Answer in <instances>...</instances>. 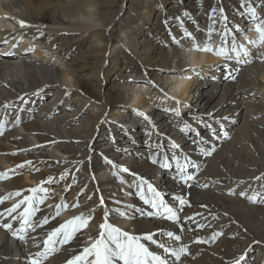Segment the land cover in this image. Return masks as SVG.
<instances>
[{"label": "bare ground", "instance_id": "6f19581e", "mask_svg": "<svg viewBox=\"0 0 264 264\" xmlns=\"http://www.w3.org/2000/svg\"><path fill=\"white\" fill-rule=\"evenodd\" d=\"M149 2L134 0L131 5L122 4L115 9L117 0H0V19L3 18L0 41L5 36L9 38L7 44L0 43V122H6L4 135L0 136V172L32 161L31 166L18 169V174L0 180V196L25 190L21 196H11L0 204V213H5L0 215V264H30L31 256L43 250V240L49 232L73 216L87 215L95 209L89 229L77 233L68 244H57L56 251L44 260V264H66L87 246L89 236L98 234L105 207L110 210L109 222L132 235L151 230L156 233L154 239L175 246L178 242L160 233L180 234L182 242L189 245V253L173 264H230L242 255L245 259L241 264H264V59L260 58L264 48L257 50L244 39V33L239 32L242 36L236 33L251 52L250 62L243 64L214 53L197 52L193 41L184 36L185 31L191 32L203 46L211 26L215 29L212 44L216 48L215 44L221 43L225 23L235 31V25L249 20V8H255L257 15L264 17V0H248L228 16L211 12L200 16L199 8H194L189 15L179 14L177 19L184 27L164 34L156 56L146 55L158 69L138 77L148 81L141 82L133 80L125 61L121 62L122 67L117 62L121 54L126 57L125 51L141 53L142 44L138 40L142 24L134 23L133 27V23L123 20L125 10L133 9L134 17L141 14L149 22L154 11ZM160 5L165 7V0ZM186 16L193 18V25L187 22ZM20 20L39 27L44 35L33 40V36L39 35L36 27L21 29ZM248 24L249 38L255 34L257 37L255 22ZM137 26L140 28L136 29ZM21 35L26 43L35 42L38 47L46 44L52 49L49 53L36 49V57H31L27 47H23L26 44L13 47ZM173 36L179 44L173 41ZM185 41L190 47L183 52L181 47ZM73 42L85 46L96 57L104 54L95 71L97 77L107 80L110 74L117 76L112 79L116 81L111 86L115 89L113 95H105L102 89L94 95L75 68L64 62L75 76L69 73L72 79L67 80L68 72L57 64L67 60L68 51L64 48ZM198 67L199 77L191 71H181L184 68L198 71ZM230 72L235 79L228 78ZM133 81L138 82L133 84ZM151 82L155 85L152 88ZM167 84L182 91L174 96L175 100L171 96L167 99L168 105H174L168 107L182 110L179 116L177 111L172 114L162 106L165 103H158L147 94L139 97L144 87L160 91L158 95L162 92L167 95ZM38 90L42 91L35 94ZM99 94L107 96V102ZM186 100L190 101L188 107H185ZM101 104L102 109L97 113L89 109ZM184 112L187 114L183 116ZM203 112L209 118L205 119ZM17 116L20 117L18 125L15 124ZM143 116L151 124L148 129ZM192 123H196L195 130L190 126ZM145 130H148L147 138L138 140L136 135L142 139ZM107 138L111 142L104 144ZM212 144L216 151L205 155L201 148L208 149ZM24 149L27 151H20ZM126 152L134 154V158L121 159ZM185 157L199 167L197 172L187 166L189 173H195V179L188 185L179 179L177 167V158L180 165H185ZM124 168L128 171H123ZM66 170L67 175L61 180ZM49 176L54 178L53 192L48 191L45 202L37 205L39 211L31 218L35 231L25 225L27 237L20 240L2 225L11 223L13 230L20 229L26 205L21 204L11 216L5 210L30 195L26 189L36 187ZM140 178L160 192L173 208H180L175 196H184L189 201L179 212L184 225L182 233L174 222L159 215H147L157 210L137 193ZM52 183L43 186L49 190ZM57 189L62 191L55 192ZM101 196L103 206H100ZM151 196L145 186V197ZM77 200L79 207L73 208L71 205ZM63 201L69 207L56 216L55 205ZM186 216L194 217L195 222L185 220ZM44 217H48V223L36 227ZM197 223L204 227H197ZM214 232L221 233L214 242H193L197 238L207 239ZM147 243L150 250L164 254L157 245ZM169 260L173 258L169 256Z\"/></svg>", "mask_w": 264, "mask_h": 264}, {"label": "snow or ice", "instance_id": "6c2138e0", "mask_svg": "<svg viewBox=\"0 0 264 264\" xmlns=\"http://www.w3.org/2000/svg\"><path fill=\"white\" fill-rule=\"evenodd\" d=\"M247 2V0H246ZM215 14V10H213V15ZM247 15L249 20L255 22V31L258 36L256 39H248V43L255 47L257 50L264 48V17L257 15L255 8H249ZM226 21V17H223ZM19 25L21 29L36 27V32L39 34L38 36H33V40L38 39L40 36H43L44 33L37 26H33L26 22L25 20H20ZM246 29L242 28L240 25H235V31L232 28L227 27L225 23L223 27V31L221 33V46L214 48L212 44V35L215 32V29L210 26L207 41L200 45L198 41H196L195 37L191 32L185 31L184 36L193 41V46L204 52L214 53L217 56L223 57L226 60H236L240 63L247 64L250 62L249 57L251 56V52L249 48L243 44L238 43L237 34L239 32H244ZM15 30H13L14 32ZM15 39V36H12ZM173 41L177 44L180 41L173 36ZM23 36H21L20 40L16 41V44L13 47H18V45L22 42ZM230 40V43H229ZM9 42L8 36L0 41V43L7 44ZM34 50V48L29 49ZM260 58L264 59V52L260 53ZM182 72H193L197 77L201 76V73L197 71L195 68H184L181 70ZM187 79H191V76L186 77ZM231 79H235V76L230 72L229 77ZM38 90L37 93L38 94ZM70 91V90H69ZM67 94V93H66ZM171 99H176L175 97H171ZM180 101L177 100V103ZM7 107V105H6ZM23 111V109H21ZM140 115H144L143 113H139ZM178 116L180 115L179 111L176 113ZM20 123V117L17 116L15 119V124L18 125ZM6 122H0V136L4 135L6 130L5 127ZM187 126V125H186ZM224 136L227 137L228 133L225 132ZM55 143V141H52ZM39 147V146H34ZM27 151V149L20 150ZM201 151L210 156L214 151H216V146L212 144L208 149L201 148ZM10 155H16V153H10ZM105 161L108 163H112V161L108 160L107 157H104ZM82 163V162H81ZM32 161H24L20 164H17L12 169H7L5 171L0 172V180L9 179L11 176L18 174V169L24 168L25 166H31ZM167 166V165H166ZM187 166H191L197 172L199 171V167L191 162L189 158L185 157V165L179 164V159L177 158V167L179 168V179L183 181L186 185H188L189 181H193L195 179V173H189L187 171ZM34 171H39L37 168H33ZM123 171L127 172L128 169L124 168ZM67 175V170L65 173L61 174L60 179H65ZM259 179V177L257 178ZM54 180L53 177H47V180L41 181L36 187H32L30 189H26L30 193V195L24 196L22 200L18 201L16 204L12 205L11 208L5 210L8 216H11L12 213L16 212L17 209L21 206V204H25L24 212L22 214V226L20 229L13 230V225L11 223H4L2 226L5 229L12 231L14 236H17L20 240H26L27 237V227H31L33 231H35V227H32L31 218L32 216L39 211L37 205L43 204L48 196V189L43 185L45 183H52ZM145 186L147 190L152 193L151 198L145 197ZM206 187L207 185H203ZM137 193L140 195L141 199H144L146 203L152 205L156 212H149L147 215H159L164 217L165 219L174 222L179 226L178 231L183 232L184 225L181 223V218L179 212L182 211L183 206L188 204L189 201L184 196H175L174 199L178 201L180 208L171 207L163 198V195L158 192L151 184L147 181L140 178L139 183L136 184ZM22 191H16L14 193H9L5 196H0V204H3L6 200H8L11 196H21ZM83 191V190H82ZM43 195H38V194ZM131 194V193H130ZM244 195V193H241ZM91 199V197H89ZM255 202L256 197H252ZM104 205V198L100 197V206ZM73 208L79 207V201L77 200L74 204L71 205ZM51 207V205H50ZM69 204L67 201H63L61 204L55 205V215L59 216L62 209H67ZM109 209L107 207L104 208L103 214V222L98 225V234L95 237H88L87 246L83 248L82 252L79 255L73 256L71 259L66 261V264H173V261L179 262L181 258L189 253V245L182 242V236L173 231H168L166 233L161 232L160 235H166V237L170 240L178 242L175 246L166 244L165 242H161L156 236V233L148 230L144 232L142 235H132L130 232L123 230L120 227L115 226L114 224L109 222ZM95 209L90 210V212L85 215L81 213L80 215L73 216L70 220L61 223L59 227L54 228L51 232L47 234V238L43 240V250L35 253L34 256L30 258V264H44V260L47 259L50 253L56 251V245H65L72 241L77 233H82L84 230L89 229L91 221L94 219L93 213ZM5 213H0V215H4ZM122 215H127V213L122 212ZM15 219V217H13ZM185 220L193 221L194 217H184ZM48 223V217H44L43 220L36 225V227L41 226L42 224ZM27 225V227H25ZM197 227L203 228L204 225L197 223ZM221 235V233L214 232L211 237L197 238V240L193 241L194 243H209V241L214 242L217 237ZM151 242L154 245L162 250L160 254L157 251L150 250L148 243ZM39 247V245H37ZM169 256L173 258L172 261L169 260ZM90 257V259H89ZM245 257L242 255L238 259L230 262V264H241Z\"/></svg>", "mask_w": 264, "mask_h": 264}, {"label": "rangeland", "instance_id": "374dc122", "mask_svg": "<svg viewBox=\"0 0 264 264\" xmlns=\"http://www.w3.org/2000/svg\"><path fill=\"white\" fill-rule=\"evenodd\" d=\"M134 1V0H133ZM132 0H117V4H115V9H118L122 4H125L126 6L131 5V2L133 4ZM161 0H150L149 4L153 5V15L151 18V21L147 22V19L145 16L143 15H139L134 17L135 13L133 9H126L124 16H123V20H126L127 22H131L133 23V27L135 26L134 23H139L142 24V32L139 35V42L142 44L140 45V49H141V53L138 51V53L136 54L135 52H130V51H125L126 53V57H124L122 54V56L120 55V62L118 61L117 63L119 67L123 66V63L126 62L127 65V69H131V72L133 74V80H138L141 82H148L147 79H142V78H138L141 77L143 75H146L148 72V70L154 71L157 70L158 68L156 67V64L152 63L150 60H148L146 58V55L148 56H156L157 54V50L158 48H160V44H161V39L163 38L164 34H170L172 33L173 29H182L184 27L183 23H180L179 20L177 19L179 17V14H186L189 15L191 14V11L194 10V8H199V11H202L201 14H199L200 16L202 15V13H206V12H211L213 13V10H215V14L219 13L222 14L224 16H228V15H232L236 9L238 8V6L242 5L243 3H246V0H222V1H218V0H165V7L160 5ZM248 2V0H247ZM164 7V8H163ZM221 8V9H220ZM225 8V9H224ZM174 12V14L172 13ZM226 14V15H225ZM159 15V16H157ZM50 16V15H49ZM3 19V18H2ZM0 19V20H2ZM185 19L187 20V22H191L194 23L193 18L191 16H186ZM189 20V21H188ZM246 20H244L243 25H240L242 28H245L246 30L242 33L245 34V40L247 41L248 39H246V37L249 38L250 35V27L248 22L250 20H247V22H245ZM202 21H199V24H202ZM161 24V25H159ZM193 25V24H192ZM161 27V28H160ZM16 28V27H14ZM140 28V26H137L136 29ZM242 33L240 34L242 36ZM15 34H18L17 32ZM148 34V35H147ZM249 34V35H248ZM22 36V35H21ZM241 36H238L237 40L238 43L242 42L243 39L241 38ZM182 38V36H181ZM251 38L256 39V34L251 36ZM70 38L68 39V42H70ZM26 38H23L22 42H21V46H23L24 44H26V46L24 45L23 47H27V53L29 56L31 57H36L35 55V50L39 49L41 51H47L46 53H49L52 49L51 47H46V44L44 46H40L35 42L30 41V43H26ZM62 41V40H61ZM213 41L215 42V40L213 39ZM245 42V41H243ZM242 42V43H243ZM61 42L60 40L56 41V44L59 45ZM230 43V40H229ZM189 42L185 41V45H183L181 47L183 52H186L190 46ZM220 42H217L215 45L216 46H220ZM145 45H149L150 47H145ZM214 45V46H215ZM19 46V45H18ZM185 46V47H184ZM29 47V48H28ZM31 48H34V50H29ZM215 48V47H214ZM1 49V46H0ZM187 49V50H186ZM49 51V52H48ZM64 51H68V55L65 56L67 57V60H63L60 61V63L57 64L58 67H61V69L65 70L67 73V80L72 79L71 75L67 69V65H64V62L70 64L71 66H73L77 72V75L88 84V86H90L89 88H91V91L94 92V95H96V91L97 90H101L102 92L106 95L107 93L112 94L115 93V89L111 88L112 85L116 84V81H112V79H117V76H115V74H110L107 79H104L103 76H98L97 77V71H95L98 66L101 63V58L104 57V54H101L100 56L96 57L94 55V53H90L88 50H85V46L81 47L79 46L77 43H68V45L64 48ZM200 51L197 49V52ZM209 53V52H207ZM125 61V62H124ZM123 62V63H121ZM152 64V65H151ZM117 67V65L115 66ZM200 67H198V71ZM72 74V73H71ZM73 75V74H72ZM191 75V74H189ZM74 76V75H73ZM75 78V76H74ZM110 78V79H109ZM186 79V78H185ZM134 82H138V81H133ZM186 82V81H184ZM148 86H150L149 83H147ZM100 85H103L102 87ZM185 85V83H183V86ZM121 86V85H120ZM147 86V87H148ZM152 86H155L152 82H151V86L150 88H152ZM168 88H167V95L162 92L161 94L158 95V93L155 89H150L149 87L146 89L144 87L143 90L140 91V95H144L147 97H151V99L153 100H158V103H165L162 106H165V108H167L166 110L170 111L172 114L177 111L175 108H170L168 107L169 105L172 107L174 105H172L171 103L167 102V99L171 96L174 97L175 95H180L181 94V90L177 89V88H171V86L169 84H167ZM151 90V91H150ZM146 92V93H145ZM104 94H99L103 95V100L104 102H107L108 97L105 96ZM150 94V95H149ZM112 98V97H110ZM185 103L187 105H185V107H188L190 105V101L188 102V100L185 101ZM132 105V101L130 103ZM90 105V104H89ZM156 105H153V107ZM90 107V106H89ZM134 107V106H133ZM135 108V107H134ZM91 110H93L94 113H97L99 111V109H102V104L101 106H96L93 107V105L89 108ZM147 109H149V107H147ZM158 110H163L162 108H158ZM182 111V110H181ZM180 111V112H181ZM189 112H191V109L189 108L188 110ZM163 112V111H162ZM179 112V113H180ZM154 113H156V110L154 111ZM187 112H184L182 115H186ZM203 115L206 118H209V114L207 112H203ZM107 118L109 119H115L112 116H108ZM143 121H145V127L146 129H148V127L151 126V124L147 121L146 118H144L143 116ZM196 123H192L190 124V126L194 129ZM190 129V128H189ZM195 130V129H194ZM148 132V130H145L142 136V139L140 138V135L137 134L136 137L138 140H145V137L147 136L146 133ZM110 137V136H108ZM147 138V137H146ZM100 140L98 139L96 144H98ZM111 142V138H107L105 140H103V143H108ZM103 144V145H104ZM126 144L123 142L121 144V147L123 146V150H124V146ZM140 145H144L142 142ZM148 145V144H147ZM101 148V147H98ZM129 156V157H128ZM130 157L133 159L134 158V154H129V152H126L125 154L123 153V155L121 156V159H125V160H130ZM129 158V159H128ZM161 171L158 172L157 176L159 177ZM25 174V172H24ZM29 174V173H27ZM55 184L52 183V185H50L49 190L53 192L52 188L54 189ZM62 190H55V192H61ZM166 202L167 200L164 199Z\"/></svg>", "mask_w": 264, "mask_h": 264}]
</instances>
